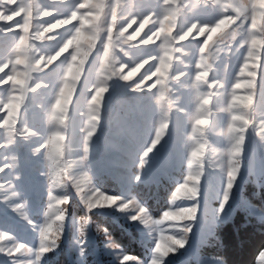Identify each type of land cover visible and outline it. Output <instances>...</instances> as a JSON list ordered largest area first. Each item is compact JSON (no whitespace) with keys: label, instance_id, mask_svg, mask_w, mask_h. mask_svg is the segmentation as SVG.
I'll use <instances>...</instances> for the list:
<instances>
[{"label":"clouds","instance_id":"clouds-1","mask_svg":"<svg viewBox=\"0 0 264 264\" xmlns=\"http://www.w3.org/2000/svg\"><path fill=\"white\" fill-rule=\"evenodd\" d=\"M58 2L63 4L64 0ZM204 4L217 9L215 19H189L195 5L189 7L184 0H136L133 6H126L121 0H100L96 4L73 0L63 8L21 0L20 6L25 8L21 25L3 30L7 50L0 57V88L5 90L0 97V126L40 140L33 155L43 165L40 175L47 183L48 195L38 221L24 217L29 226L38 230L39 243L35 248L0 231V240L5 241L0 252L7 255L10 264H42L43 254L51 250L47 245L55 246L63 234L72 193L84 210L76 221L81 235L85 234L94 209H111L151 239V255L146 261L126 252L120 256L118 251L119 264H168L169 257L187 249L197 233L207 229L210 236L216 235L237 181L245 171L250 133L260 145V156L251 153L247 173L253 184L264 188V89L259 79L264 43L257 40L259 36L264 41V15L257 31V12L264 13V5H258L257 0H231L227 6L221 5L220 0H204ZM85 19L88 24L83 23ZM81 33L88 34L86 40L80 38ZM189 40L200 41V55L192 79L181 83L186 73L177 71L176 65L185 62L176 54H187L182 45ZM46 41H57L58 47L42 48ZM101 42L103 51L98 66L84 82L91 95L85 101L81 93L75 101L76 112L84 117L78 138L72 106L88 57ZM233 44L237 52L245 49L242 60L226 92L213 91L223 89L224 82L212 79L210 74L219 71L216 64L221 61V54L226 57ZM141 46H154V51L151 55H135ZM54 66L57 87L45 110L36 95L49 87L40 77ZM224 68L227 69L226 59ZM114 81L126 86L127 92L152 93L149 107L154 134L139 153L138 172L131 177L132 183L141 180L151 155L168 137L172 113H181L191 120L189 131L175 140L178 156L181 150L183 153V176L164 177L174 182V187L167 194V206L158 215L130 185L121 194L103 187L106 177L119 179L118 174L100 166L93 151L101 124L109 128L113 125L112 118L105 121L103 113ZM180 88L194 91L191 113L180 106ZM217 95H226V102L214 107L213 97ZM30 97L33 106L44 111L46 133L28 125L26 109ZM220 113L226 116L223 123ZM213 115L217 117L215 121ZM115 123V131L104 140L110 166L127 154L123 143L126 137L136 134L135 120L124 116ZM6 168L8 164L0 166V172ZM97 230L108 235L107 227ZM108 238L109 247L122 250L121 244ZM206 244L204 240L201 247ZM25 253L30 258L22 262L19 256ZM217 259L219 264H226L223 258Z\"/></svg>","mask_w":264,"mask_h":264},{"label":"rangeland","instance_id":"rangeland-1","mask_svg":"<svg viewBox=\"0 0 264 264\" xmlns=\"http://www.w3.org/2000/svg\"><path fill=\"white\" fill-rule=\"evenodd\" d=\"M25 2H31L33 5H39L41 3L48 6H59L63 8L66 4H70L73 0H64L61 4L58 2L53 3L52 0H25ZM89 3H99L100 0H88ZM126 6H133L136 0H121ZM185 4L189 7L195 5L193 11L189 14V19L200 18L202 20L211 21L216 18L218 11L216 8L208 6L205 7L204 0H184ZM221 5L227 6L231 3V0H220ZM258 5H264V0H257ZM21 0H0V57L6 52V47L3 43V30L19 27L21 25V18L25 13V8L20 6ZM264 13L257 12V31H260L259 25L261 23L260 17ZM251 21L249 20L248 23ZM84 24H88V20H83ZM247 23L245 27L247 28ZM18 34V33H16ZM13 35V33H9ZM61 36H63V30H61ZM87 33H81L80 38L82 40L87 39ZM259 43L261 41L259 36L257 37ZM239 42V38L237 43ZM259 43L257 45L258 51ZM45 49H55L58 47L57 41H46L41 45ZM200 41L189 40L184 42L182 48L187 54L177 53L181 55L184 60V64H177L176 70L184 72L186 75L181 77V83L190 81L196 72V60L200 55L199 52ZM103 51V42L97 45L96 50L92 52V55L88 57L87 64L85 65L84 75L81 78V82L78 85L73 110V126L77 128L79 138V126L82 125L84 117L76 112L75 101L79 100L81 93H84V100L91 95L90 92L84 87V82L89 76L91 71L95 73L96 67L99 63V54ZM154 51V46H141L135 50V55L145 56L151 55ZM245 49L241 48L239 52L236 50V45L231 46V50L225 54L222 53L221 61H218L216 67L219 71H213L210 76L212 79H218L224 82L223 89H212L213 91H219L221 93L226 92V89L231 85L234 73L238 68ZM119 54V53H118ZM225 59L227 61V69L224 68ZM53 69L46 72L40 78L48 83L49 87L43 89L36 95V100L43 105L46 110L51 99L52 94L57 87L56 71ZM260 85L264 89V57L261 58V66L259 73ZM151 83V81L149 82ZM177 86L178 85H175ZM207 86H205L206 88ZM4 89L0 88V97L4 95ZM181 95L180 106L188 113H191L195 106V94L194 91L187 88H180ZM152 93L147 90L143 93H132L126 91V86L121 85L119 81L113 82L112 92L106 95L104 103V119L107 121L112 118L113 125L111 128L107 127L104 123L101 124V134L95 138L93 144L94 156L99 162L100 166L109 170L110 173L119 175V179L116 180L120 186V193H117L115 189L108 191L111 193L121 194L126 191L129 185L132 189V157L137 153L143 151V147L151 141L154 134V129L151 123L152 110L150 109ZM226 102V95H217L213 97V106L221 105ZM28 125L31 128L39 129L42 133L48 131V125L44 122V111L37 109L32 104V98H29V106L26 109ZM127 116L129 120H135L136 122V134L128 135L123 141L127 154L122 157L115 165L110 166L109 153L105 149L104 140L106 137L112 135L115 131L116 120L119 117ZM213 121L217 119L216 115L212 117ZM221 123L226 119L224 113L219 114ZM191 128V120L178 112H173L171 115V125L169 127L168 137L157 146L156 151L151 155L150 163L146 166L142 175H149L152 172L167 169L172 171L171 163L175 161V167H179L182 164L183 153L182 150L178 156L175 146V140L177 137L183 138V134H186ZM215 141L216 138L212 137ZM143 140V141H141ZM40 143V140L36 137L31 139L25 138L23 132L17 134L14 130L9 132L4 127L0 126V166L8 164L9 168H6L3 172H0V231H7L13 234L16 240L21 241L33 248L38 243V230L29 226L24 219L25 216L30 217L33 220L40 219V211L46 203L47 199V183L40 175L43 169V165L39 158L33 155V149ZM172 146L169 150L168 147ZM255 152L257 157L260 156V145L254 134H249L248 146L245 153V171L241 173L240 178L237 181L236 188L233 190V196L223 214V220L230 217L231 213L236 208H241L247 215H254L260 220L264 221V212L257 205L253 194H255L260 188L252 183V177L248 175V161L252 152ZM15 157V161H13ZM139 161V156H137ZM131 171V172H130ZM259 174V169L258 173ZM107 178V177H106ZM264 182V180H262ZM105 190V189H104ZM71 193V189L68 190ZM106 191V190H105ZM132 191H134L132 189ZM135 192V191H134ZM137 193V192H136ZM253 193V194H251ZM203 204V201H202ZM218 205V201L216 202ZM81 207L79 200L75 194L72 193V200L67 205L68 215L64 221L63 234L58 240L55 246L49 244L51 250L46 251L42 256V264H52V254L57 252L63 243L69 244V248L73 250V253L79 256L81 262L84 260L89 262H98L99 264H119L120 256L125 252L123 250H117L109 247V236L97 230L98 227H104L98 220L92 218L96 212L101 216H112L115 220L121 222L126 226H132L137 229V226L130 224L124 219L121 214L116 213L111 209H94L91 213V222L86 227L84 235H81L77 230V219L71 221V212ZM73 224L74 234L73 236H67L66 232L69 226ZM142 238L141 252L140 253H128L133 257L139 258V260L146 261L151 255L152 242L151 239L144 236L140 231ZM102 234V235H101ZM209 236V230H204L197 233L193 237V242L189 244V247L181 251L178 255H171L168 259V264H219L217 258H223L221 255L207 254L201 244L204 240H207ZM5 246V241L0 240V247ZM120 252V256L117 252ZM127 253V252H126ZM30 258V255L25 253L19 256V259L24 262ZM0 264H10V260L6 254L0 252ZM81 264V263H80ZM129 264H136L135 261L129 262ZM257 264H264V251L260 254Z\"/></svg>","mask_w":264,"mask_h":264},{"label":"trees","instance_id":"trees-1","mask_svg":"<svg viewBox=\"0 0 264 264\" xmlns=\"http://www.w3.org/2000/svg\"><path fill=\"white\" fill-rule=\"evenodd\" d=\"M168 148L170 150L172 146ZM139 153L132 157V167L130 169L132 177L138 172L137 156H139ZM174 165L175 161L171 163V168L174 167L172 173L169 169L166 171L158 170L147 176L143 175L139 182L132 183V189L137 192L156 215L167 206V194L174 187V182L170 183L164 177L182 178L183 176L182 164L177 167L179 171L176 170L177 168ZM106 180L107 182L103 185L106 191L115 189L117 193H120L121 185L116 180L108 178ZM253 198L264 212V188H260L253 194ZM71 214V221H73L82 216L84 210L79 207L72 210ZM92 218L107 227V237L110 236L121 244L124 252L131 254L141 252L142 238L136 228L126 226L110 215L101 216L98 212L93 214ZM66 234L69 237L73 236V224L69 226ZM203 250L207 254L221 255L226 264H257L260 254L264 251V221L254 215H247L241 208H236L230 217L223 220L220 227L216 229L215 236H207V244L203 246ZM51 258L52 264H99L98 262L86 260L81 262L79 256L75 255L73 250L69 248V244L66 243H63L57 252L52 254Z\"/></svg>","mask_w":264,"mask_h":264}]
</instances>
